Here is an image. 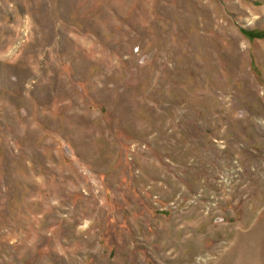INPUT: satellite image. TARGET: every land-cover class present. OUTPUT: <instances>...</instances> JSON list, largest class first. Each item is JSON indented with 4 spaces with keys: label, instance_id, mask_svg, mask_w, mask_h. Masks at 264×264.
Returning <instances> with one entry per match:
<instances>
[{
    "label": "rangeland",
    "instance_id": "obj_1",
    "mask_svg": "<svg viewBox=\"0 0 264 264\" xmlns=\"http://www.w3.org/2000/svg\"><path fill=\"white\" fill-rule=\"evenodd\" d=\"M0 264H264V0H0Z\"/></svg>",
    "mask_w": 264,
    "mask_h": 264
}]
</instances>
